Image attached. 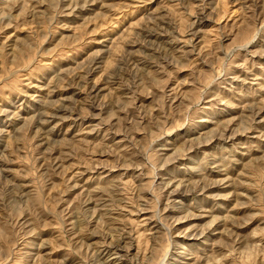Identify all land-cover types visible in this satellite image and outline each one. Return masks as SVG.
Masks as SVG:
<instances>
[{
	"label": "rangeland",
	"instance_id": "rangeland-1",
	"mask_svg": "<svg viewBox=\"0 0 264 264\" xmlns=\"http://www.w3.org/2000/svg\"><path fill=\"white\" fill-rule=\"evenodd\" d=\"M0 264H264V0H0Z\"/></svg>",
	"mask_w": 264,
	"mask_h": 264
}]
</instances>
